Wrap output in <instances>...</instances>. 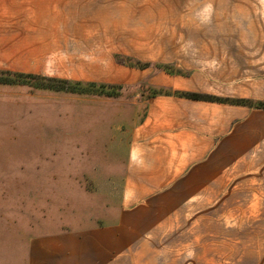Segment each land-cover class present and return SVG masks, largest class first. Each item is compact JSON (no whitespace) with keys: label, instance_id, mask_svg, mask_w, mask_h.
<instances>
[{"label":"rangeland","instance_id":"obj_1","mask_svg":"<svg viewBox=\"0 0 264 264\" xmlns=\"http://www.w3.org/2000/svg\"><path fill=\"white\" fill-rule=\"evenodd\" d=\"M247 1L234 11L240 27L218 30L231 41L225 54L231 58L188 61L195 71L209 74L196 83L210 93L260 95L264 0ZM142 14L141 23L177 18V12L165 9ZM120 30L124 38L117 36ZM151 31L148 26L114 29L108 52H82L83 58L57 66L59 60L29 61L27 68L52 73L44 76L49 78L121 85L120 90L85 87L71 93L66 86L55 91L42 86L58 85L12 76L15 84H0V264H23V246L31 236L118 223L132 137L146 114L148 85L161 82L154 65L186 62L134 60L151 64L140 71L120 64L128 60L114 59L124 43L152 41ZM21 63L0 60V71L14 72ZM259 160L249 164L242 156L241 171L225 173L211 164L207 182L198 172L187 175L189 181L179 179L174 189L159 190L166 202L158 205L154 242L176 247L170 254L189 264H264V164Z\"/></svg>","mask_w":264,"mask_h":264},{"label":"crops","instance_id":"obj_2","mask_svg":"<svg viewBox=\"0 0 264 264\" xmlns=\"http://www.w3.org/2000/svg\"><path fill=\"white\" fill-rule=\"evenodd\" d=\"M148 1L152 5L146 7L145 0H0V60L22 61L12 73L51 75L27 69L32 67L29 61L59 60L57 66L65 60L83 58L82 52H108L107 45L116 36L114 29L148 26L152 27V41H137L130 47L124 43L119 54L113 55L118 63L186 61L176 62L174 73L157 71L161 82L149 88L264 102V84L260 85V95L254 97L210 93L196 83L209 74L202 69L195 71L188 62L231 58L225 56L232 50L231 41L218 30L240 27L234 11L248 5L247 0ZM161 9L177 12V18L147 23L137 19L143 18L144 11L160 13ZM118 35L124 38L121 30ZM120 64L140 71L148 69ZM145 103L146 114L133 134L127 155L118 223L88 231L31 236L23 246V264H189L178 260L181 256L170 254L177 251L176 247L154 242L155 221L161 217L158 205L166 202L157 194L159 190L174 189L179 179L189 181L187 175L198 172L201 181L207 182L211 164H217V170L224 173L241 171L242 156L249 164H256L258 158L259 164H264V110L166 94L148 98ZM157 235L159 240L160 233Z\"/></svg>","mask_w":264,"mask_h":264},{"label":"trees","instance_id":"obj_3","mask_svg":"<svg viewBox=\"0 0 264 264\" xmlns=\"http://www.w3.org/2000/svg\"><path fill=\"white\" fill-rule=\"evenodd\" d=\"M126 64L130 67L138 68V69H146L151 66L150 63H141V62H135L133 60H128ZM154 68L158 71H165L168 73H174L172 71L173 67L172 66H162V65H154ZM180 73V72H178ZM16 77L17 79L19 78H26L30 80H40L43 82H48L49 84H55L58 86H48V85H43L42 88L44 89H49V90H55V91H64L66 86L70 88L71 93H75L78 89H83L85 87H91V88H98L102 90L106 89H122L123 86L119 85H108V84H102V83H94V82H72L69 80H63V79H56V78H49V77H44V76H38V75H32V74H17V73H12L8 71H0V84H15V81H12L8 77ZM72 88V89H71ZM75 88V89H74ZM150 91H152L150 98L158 96V95H175L191 100H198V101H209V102H218V103H228V104H234V105H241V106H247L250 108H256V109H262L264 110V102L262 101H251V100H246V99H223V98H218L215 96L211 95H205V94H198V93H184V92H172V93H163L157 90H154L152 88H149ZM109 96L108 94H106ZM143 95V94H142ZM144 96V95H143Z\"/></svg>","mask_w":264,"mask_h":264}]
</instances>
